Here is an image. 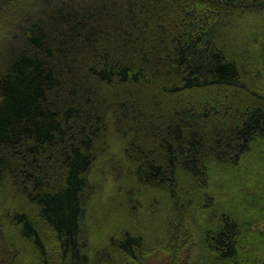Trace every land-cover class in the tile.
Masks as SVG:
<instances>
[{
	"label": "trees",
	"instance_id": "obj_1",
	"mask_svg": "<svg viewBox=\"0 0 264 264\" xmlns=\"http://www.w3.org/2000/svg\"><path fill=\"white\" fill-rule=\"evenodd\" d=\"M0 244L264 264V0H0Z\"/></svg>",
	"mask_w": 264,
	"mask_h": 264
},
{
	"label": "rangeland",
	"instance_id": "obj_2",
	"mask_svg": "<svg viewBox=\"0 0 264 264\" xmlns=\"http://www.w3.org/2000/svg\"><path fill=\"white\" fill-rule=\"evenodd\" d=\"M118 156V155H117ZM111 177V176H110ZM110 177H109V179H108V183H107V188H110V189H112V188H114L113 186H112V184L110 183ZM116 181H118V179H116ZM116 188V187H115ZM114 191V190H113ZM105 196H107L106 194H105ZM104 196V198H103V203L106 205H108L109 203H110V201H112L113 200V198H114V194H111L110 195V197L109 198H107V197H105ZM110 199V200H109ZM0 259L2 260V261H8V253H7V251L4 249V245H2V244H0ZM164 261H165V258H164V256L163 255H157V256H155L153 259H150L149 261H148V264H163L164 263ZM8 263V262H7Z\"/></svg>",
	"mask_w": 264,
	"mask_h": 264
}]
</instances>
